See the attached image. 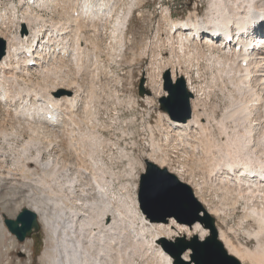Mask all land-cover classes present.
<instances>
[{
  "label": "bare ground",
  "instance_id": "1",
  "mask_svg": "<svg viewBox=\"0 0 264 264\" xmlns=\"http://www.w3.org/2000/svg\"><path fill=\"white\" fill-rule=\"evenodd\" d=\"M93 1L37 0L35 5L28 4L29 6L24 10L26 14L23 13L25 16H22L21 23H18L17 32L12 33L7 40L6 54L0 61V107L3 105L11 107L8 117H13V122L16 120L14 123L20 127L18 131L20 130L22 133L31 131L35 135L37 134V137L41 136L44 139L38 143L27 142L18 156L14 157V169L9 170L7 175L4 174L3 163L0 165V262L4 255H18L23 260L29 247L33 249L32 239L19 242L10 235L5 225V219H16L21 208H28L38 214L39 224L48 238L47 251L42 259V264H133L132 261L140 249H143L146 254L149 252V245L146 243L158 246L156 243L160 242L164 251L162 245L164 240L175 239L177 241L178 238L190 239L194 236L203 240L209 235V230L200 223L186 227L174 219L168 221L170 224L163 225L150 222L144 216L138 218L137 207L132 211L130 207L126 206L124 207L127 208L126 210L115 206L113 199V202L108 198L104 200L107 195L103 193L107 178L104 177L108 174L103 175V172L97 171L100 170L99 168H95L93 171L95 166L92 168L91 165L92 169L89 168L90 171L87 170L83 173V169L89 165L87 161L85 168L82 169L81 166L79 172L76 171L77 166L74 169L68 162L60 163V154L66 144L64 135L66 137L68 134H65L66 132L62 134L64 130L58 131L57 127L63 125L64 118L69 115L63 112L65 109L63 105L67 106V110L78 106L79 102L76 96L54 97L51 93L60 90L61 87L52 91H47L48 87L44 89L39 87V91L27 90L25 96H21L22 93L12 95L10 89H6L9 82L16 84L20 81L19 79L26 81L24 77L31 75V71L36 70L42 78L41 80L48 82L54 71L57 72L63 65H67L66 62L77 65L76 68L81 66L85 53H88L85 47L88 43L84 32L89 27L94 30V34L98 35L100 27L114 20L115 24H113L110 37L120 47V52L125 51L124 42L129 25L128 18L133 11L135 1L131 3L133 7L130 6L124 16H120V13L114 14L118 12L116 11L117 0V3L114 2L112 5V0H99L103 2L102 4ZM70 6L73 15L67 12V9L71 8ZM35 7H38L39 10H36ZM57 8L62 9V14L68 17L70 22H51L49 26L52 27H47L48 22L43 20L40 12H53ZM164 11L169 13L167 8ZM18 13L17 11L16 15ZM210 13L212 16L208 21L192 24L169 20L166 16L170 33L167 34L164 43L171 49L169 50L171 51L170 59L174 58L175 61L178 59L177 63L181 60L192 62L194 59L199 61L206 58L207 61H214L219 65L222 70L219 69L225 75L222 83H225L226 79L235 90L239 91L241 98L240 100L236 98L240 101L237 102V105L240 106L238 105L237 110L226 113L227 115L223 116L221 122H217V124L219 123L218 127L222 128L217 127V131L212 129L211 124L217 119L213 114L211 117L207 118L206 116L205 118L206 104L203 102V89H199L200 87L198 88L194 84L190 74V76L187 74L186 77L180 68V71L176 68L172 71V80L183 78L195 98L191 100L192 118L186 122L168 119L169 128L177 135V140L180 141L184 149H191L189 156L192 160H197L199 164L209 168L207 177L204 176L206 180L202 183L196 182L197 197L204 201L206 196L204 195V185L210 184L211 186H207L208 188H212L214 185V189L216 186L217 192L222 193V198L224 200L231 199L232 205L235 207L241 203L244 204L243 221L246 222L247 228L245 233L250 239L254 238L256 247L255 249L250 248V245L254 244L253 240H249L246 245L242 243L236 245L230 235L222 230L220 238L228 251L250 264H264V0H214L210 7ZM16 15L14 14L13 20L19 19ZM3 16L7 17L5 14H0V25L3 24L1 21ZM87 22L91 24L88 25ZM22 24L30 28L29 36L20 34L19 30ZM75 25L78 29L75 28ZM256 25H259L261 29H254ZM228 30H233L234 34L237 32L247 34L248 32L250 39L242 40L239 43L228 42L221 36ZM173 40L174 43H172ZM240 46L241 49L238 51ZM261 49L262 52L259 51ZM97 56L94 57L95 62L99 63L100 58ZM87 61L85 62L87 63ZM193 62L190 63L192 67ZM32 64H35V67H30ZM84 64L83 66L86 67ZM77 69L80 71L81 67ZM39 70L43 73L41 74ZM78 71L77 73H79ZM59 77L61 76L59 75ZM71 79L73 78H69V81ZM62 80L65 81L64 78ZM66 82L62 81L61 83L67 84L68 82ZM146 85L149 88V84ZM157 85L159 89H162V82ZM157 87L156 89H158ZM146 91L149 92L147 89ZM166 96L168 95L166 94ZM207 96L209 97V95ZM17 98H19L18 101H16ZM233 106L235 105L233 104ZM230 120H233L236 128L230 127L231 125L228 124ZM5 124L6 120L2 126L5 127ZM238 125H240L239 129H237ZM71 130L73 131V128ZM1 132L5 131L2 129ZM5 133L4 136H6L5 139L9 146L16 144L15 141H9ZM69 135L71 137V134ZM45 141L48 144H45ZM47 155L49 157L46 158ZM0 157L3 158L2 155ZM80 159L82 158L80 157ZM81 161L83 162V160ZM98 164L96 165L98 166ZM32 165L35 166L34 169H32ZM37 169L41 174L37 172ZM254 169L256 173H252ZM102 171H104L103 168ZM221 201L223 200L221 199ZM134 205L138 206V201ZM216 208L215 213L217 214ZM212 212L209 211L210 214H213ZM225 216L227 217V213ZM251 221L256 222L257 227L253 226ZM137 225L142 226L138 228ZM147 235H150L153 240L146 242L144 237ZM151 248L153 249L152 246ZM20 249L25 250V253L19 254ZM162 250L151 251L156 254L157 264H180L172 256L173 263L172 259L167 257L166 251ZM140 253L139 251V255H141ZM191 255L192 252L190 254V250L187 251L182 260L194 264ZM142 256L143 253L139 257Z\"/></svg>",
  "mask_w": 264,
  "mask_h": 264
},
{
  "label": "rangeland",
  "instance_id": "2",
  "mask_svg": "<svg viewBox=\"0 0 264 264\" xmlns=\"http://www.w3.org/2000/svg\"><path fill=\"white\" fill-rule=\"evenodd\" d=\"M97 1L100 2L98 4L103 3L99 0H94L93 2ZM133 1H135L134 8H132L133 5L131 4L134 3ZM212 1L214 0H117L119 8L117 6L116 11L118 12H115L114 14L120 13V16H124V14L128 12L130 6H132L131 8L133 10L130 17L128 18L129 25L127 26V32L124 42L125 51L123 50L122 52H120V47L116 45V43H114L115 41L113 40V42L112 37H110L112 36L111 33L114 26L113 24H115L114 20L100 27L101 29L98 35L94 34V30L89 27L91 29L87 28L84 32V34H86L88 43L86 44V46L84 45L87 48L88 52L85 53V58L83 59V63H85L84 65H86V67L83 66V63L81 66H79L83 70L80 69V71H78L79 69L77 68L79 67H75L77 65L66 62L65 64L67 65H63L62 67L65 71L62 68H60L57 72L54 71L52 78L48 82H44L43 80H41L42 78L39 74H37L38 72L35 70L30 72L31 75H27L26 77H24L26 81L19 79L20 81L18 83L16 82V84H14L13 82H9L6 85V89H10L12 95L22 93L21 96H25V92L27 90L39 91L40 88L44 89L45 87H48L47 91H52L54 89L57 90V87H61L60 90H57L54 93L52 92L51 94L54 97H66L69 95H63L61 94V92L68 91L72 92V97H77V101L79 103L76 108L67 110V106L63 105V108H65L63 109V112L69 115L64 118L65 123L58 126L57 129L58 131L64 130L62 134L66 132L65 134L68 135H66V137L64 135L66 144L60 154L59 161L61 164H63V162H68V164H71L74 169L77 168V172L80 171L81 166L82 169L83 167L85 168L87 161L89 165L86 166V170L83 169V173L87 170L90 171L93 166H95L94 169H92L93 171L95 170V168H99L100 170L97 171H100L101 173L103 172V175L108 174L104 177H107L105 179V189L103 192L107 195L105 196L104 200H106L107 198L112 202L114 200L113 204L115 203V206L121 207L122 209L126 210L127 208H124L126 206L130 207L132 211H134L137 207V217H147L146 215L141 213L139 205L136 206L134 205V203L136 204V201H139L138 196L140 180L142 174L146 171L147 162H152L161 169H166L170 173L174 172L173 174L176 175L179 180L188 184L192 188L195 197L198 199V201H200L204 210L207 213H209V211H213V214H209L216 220V227L219 233L220 240L221 231L223 230L230 235L236 245H238L239 243L246 245L249 240H253L254 244L250 245V248L255 249L256 243L254 238L252 237L250 239V237H248L245 233L247 228L246 222L244 223L243 221V203L235 207L234 205H232L233 201L231 199H225V201L222 198V193L217 192L218 190L216 186L214 189V185H212V188H208L207 186H211L210 184L204 185V195H206L204 201H201L200 198L197 197L198 191L196 182L202 183L204 180H206L204 179V176L205 178L207 177L206 175L209 168H205L204 165H201V163L199 164L197 160H192V158L189 156L191 154V149H184L180 141L177 140V135H175L174 132L170 131V125L168 121V119L170 118L160 110L159 105V99L163 96H166L167 94L163 89L164 78L167 73H170L171 75L172 71L177 68L178 71L181 70L183 75H186V77L187 74H190L191 76H189L194 84L197 85L198 88L200 87L199 89H203V102L206 104L205 118L206 116L207 118H209L213 114V116L216 117L215 119H217L216 122H212V129L217 131V129L221 127H218L219 123L217 124V122H221L223 116L227 115L226 113H231L232 111L237 110L239 105H237V102L240 100L241 95L239 94V91L235 90L234 87L230 85V83L226 79L225 83H222L224 81L223 78L225 77V75L221 71L222 68H220L219 65L214 63V61H207L206 58H202L199 61H197L196 59L192 60V62L194 61L193 67L192 65H190V63L192 64L191 61L189 62L181 60L177 63L178 59H176L177 61H175L174 58L170 59L171 51L169 50L171 49H169V46L164 43L166 37L168 36L167 34L170 33L168 31L169 22L167 21V19H165L166 16L169 20L172 19L173 21H181L183 23L188 22L189 24L195 22H206L212 16L210 13ZM36 2L37 0H0V14H5L7 16H3L1 20L3 24L0 25V49L3 47L4 42L5 49L7 50V40L11 37L12 33L17 32L19 24L21 23L20 18H22V16H25L23 14L25 13L24 10H26V8L29 6L28 4L32 6L35 5ZM114 2H116V0H112L111 5ZM165 8L168 9L169 13H167V11H164ZM35 9L39 10L38 7H35ZM17 11L19 13L16 15ZM67 12L70 15H73L72 7L68 8ZM14 14L16 15V17H19L18 20H13ZM40 14L43 16V20L48 22L46 25L47 27H52L49 26L51 22H70L68 20L69 18L65 17L62 14L61 8H57L56 11L54 10L53 12L43 11L40 12ZM87 23L88 25L91 24L90 22ZM24 26L25 25L23 24L20 25V34H27L29 36L30 28ZM76 29H78V27ZM169 35L170 37H172L171 34ZM95 37L97 40L95 39ZM172 43H174V40L172 41ZM263 50L261 49L259 51L262 52ZM121 53L123 54L121 55ZM95 56L100 58L99 63L95 62ZM88 58L89 61H87ZM85 61H87V63ZM93 61L99 65H96ZM77 71L79 73H77ZM39 72L41 74L43 73V71L41 70H39ZM58 74L63 77L65 81L62 80L63 78L59 77ZM219 75L223 76L221 77ZM55 76H58L57 78L59 80ZM68 77L73 78L71 79L72 81H69ZM143 78L146 79L145 83L149 84L150 89L147 88V85L146 89L150 92V95H146L144 98H141L139 96V87ZM62 81L64 83L67 81L68 83H61ZM161 82L162 89H159L157 87V83ZM62 86H64V89L62 88ZM37 87L40 88L38 89ZM156 87L158 89H156ZM207 95H209L210 98ZM18 100L19 98L16 99V101ZM233 104L236 107L233 106ZM0 108V155L3 156V158L0 157V165L3 163V166H5L3 169L4 174L7 175L9 173V170L14 169V157H17L18 154L24 149L25 144L29 141H32V143H38L44 138L39 135V137H37V134L35 135L31 131H29L28 133H22L20 132V130L18 131L20 127L17 123V125L14 123L16 122V120H14L13 122V117H8V112L11 107H6L5 105H3ZM5 120L6 124L5 127H3L2 125ZM205 121L207 120L205 119ZM228 122L227 123L231 125H229L230 127L236 128L233 120H230ZM65 126L66 128H64ZM239 126L240 125L237 126V129H239ZM71 128H73V131L71 130ZM2 129L6 133L1 132ZM70 131L71 133H69ZM4 133L9 137H7L9 141H15L16 144L14 143L12 146H9L8 142L5 139L6 136H4ZM69 134H71V137ZM21 135L22 137L24 135V137L22 138ZM172 141L174 143H170ZM45 144L48 143L45 141ZM47 157H49V155H47L46 158ZM80 157L82 159H80ZM81 160H83V162ZM80 162L85 165H81L82 163ZM96 162L99 163V167L96 165ZM90 165L92 166V168ZM28 166L31 167V165ZM34 168L35 166L32 165V169ZM102 168L104 171H102ZM37 172L40 173L38 169ZM221 199L224 202L221 201ZM215 208L218 210L217 214H219L220 212L222 213L217 215L215 213ZM22 209L24 208L19 209L18 215L22 211ZM155 212L156 214L162 213L164 212V209L155 208ZM226 213L227 217L225 216ZM220 215L222 218L219 217ZM129 216L132 215L129 214ZM149 221L160 223L152 221L150 219ZM162 224L167 225L170 224V222ZM251 224L257 227L256 222L251 221ZM141 226L142 225H137L138 228H140ZM184 226L189 227L188 225ZM10 235L13 236L12 234ZM29 239H32L31 244H34V246L33 249L29 247V250L26 251L25 259L22 260L18 255H4L0 264H42V259L45 257V253L47 251L48 238L46 234L44 233L43 229L40 228V230L37 233L33 234ZM144 239L146 240V242H150L153 240L150 235H147L146 237H144ZM169 240L175 241V239ZM222 243L225 246V243L223 241ZM156 244H158V246H155V244L146 243V245H149V252H147L146 254L145 252H143V249L139 250L141 252L140 254L142 255L143 253V256L145 254L146 257H139L141 255H139L138 251V254L135 255L136 258L133 259V261L135 262L132 261V263L154 264L156 262L155 264H157V258L155 256L156 254H153L155 252L151 253V251L160 249L162 250V246L160 242ZM151 246L154 250L151 248ZM225 248L228 251L226 246ZM19 251V254H22V252L25 253V250L23 249H20ZM228 253L236 257L241 262V264H250L248 261H243L237 255L233 254V252L228 251ZM166 255L167 257L172 259L174 263L172 256L168 252Z\"/></svg>",
  "mask_w": 264,
  "mask_h": 264
},
{
  "label": "water",
  "instance_id": "3",
  "mask_svg": "<svg viewBox=\"0 0 264 264\" xmlns=\"http://www.w3.org/2000/svg\"><path fill=\"white\" fill-rule=\"evenodd\" d=\"M5 54L6 49L3 42V47L0 49V61ZM145 82L146 79L143 78L139 87L141 98L150 94L145 89ZM163 89L168 96L159 99L160 110L173 121L186 122L190 120L192 118L191 100L194 96L189 91L186 81L181 77L173 81L170 73H167L164 78ZM61 94L71 96L72 92H61ZM150 170L165 173L170 178V183L167 185L169 194L154 199L151 203H146L142 184L144 177ZM138 199L141 212L152 221L167 223L170 219H174L189 227L200 223L209 230L208 237L203 240L194 236L191 239L182 237L178 238L177 241L164 240L162 242L164 251L173 256L178 263L191 264L182 260L183 255L190 250L194 264H241L236 257L228 253L219 239L216 220L204 210L202 204L195 197L192 188L179 180L173 173L159 168L152 162H147L146 171L140 180ZM155 208H163L164 212L156 214ZM5 225L19 242L26 241L41 228L38 214L28 208L22 209L16 219H5Z\"/></svg>",
  "mask_w": 264,
  "mask_h": 264
},
{
  "label": "snow or ice",
  "instance_id": "4",
  "mask_svg": "<svg viewBox=\"0 0 264 264\" xmlns=\"http://www.w3.org/2000/svg\"><path fill=\"white\" fill-rule=\"evenodd\" d=\"M170 183V178L165 173H157L155 170H150L143 179V195L146 203H151L154 199L162 198L169 194L167 185Z\"/></svg>",
  "mask_w": 264,
  "mask_h": 264
}]
</instances>
